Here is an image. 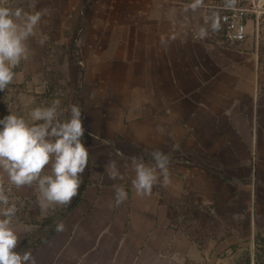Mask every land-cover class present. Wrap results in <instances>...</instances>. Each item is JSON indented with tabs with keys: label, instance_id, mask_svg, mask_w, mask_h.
I'll list each match as a JSON object with an SVG mask.
<instances>
[{
	"label": "crops",
	"instance_id": "crops-1",
	"mask_svg": "<svg viewBox=\"0 0 264 264\" xmlns=\"http://www.w3.org/2000/svg\"><path fill=\"white\" fill-rule=\"evenodd\" d=\"M219 1L0 0L48 10L0 104L12 108L17 90L26 121L32 105H46L31 78L54 47L47 33H57L63 55L82 57L65 107H81L89 149L67 206L42 208L38 182L18 188L0 169L27 205L26 219L12 222L15 251L30 250L36 264H264V17L248 15L246 40L229 42ZM157 149L170 157V182L137 195L130 158L152 163ZM110 161L123 179L109 178ZM116 186L127 192L119 205Z\"/></svg>",
	"mask_w": 264,
	"mask_h": 264
},
{
	"label": "clouds",
	"instance_id": "clouds-1",
	"mask_svg": "<svg viewBox=\"0 0 264 264\" xmlns=\"http://www.w3.org/2000/svg\"><path fill=\"white\" fill-rule=\"evenodd\" d=\"M200 3L201 0H196L192 7ZM47 13V9L30 14L19 7L13 10L0 6V92H4L12 83L14 68L22 59L28 58L26 41ZM60 105L61 101L56 99L50 106L35 108L30 113L31 121L14 114L0 119V169L18 188L38 182L41 194L39 203L44 209L50 204H71L78 195L82 174L89 160V149L82 142L86 130L81 107L73 104L70 117L61 119ZM151 157L152 163H145L143 157L130 158L135 171L132 185L137 195L151 194L157 183L170 182L169 155L157 149L151 153ZM48 166L51 167V174L42 175ZM107 168L110 179H123L115 161H110ZM126 198L124 188L116 186V204H121ZM0 205L6 206L0 209V264H36L30 250L23 253L15 251L20 240L12 223L16 208L14 205L8 206V196L2 189ZM63 230V223H58L56 231Z\"/></svg>",
	"mask_w": 264,
	"mask_h": 264
},
{
	"label": "rangeland",
	"instance_id": "rangeland-1",
	"mask_svg": "<svg viewBox=\"0 0 264 264\" xmlns=\"http://www.w3.org/2000/svg\"><path fill=\"white\" fill-rule=\"evenodd\" d=\"M87 6L83 7L80 10V17L83 16V14L86 11ZM261 18L264 17V15L260 16ZM47 35L49 36V43L52 44L54 47L53 49L49 50V53L47 55H44L41 57L40 61L38 62L43 66V70L39 73H32V90L34 91L33 95L35 96H46V106H50L52 102L56 99H59L61 101L60 109H61V119H68L70 117V110H67L65 107V103L67 100L71 98V90L70 86L72 85V82L78 78V80H82L83 78V66L80 65V62L82 61V57L79 55H75L71 52H68V56L63 55L65 51H70L67 48L59 49L57 48L58 45L60 46L59 41L57 40L58 34L51 31L48 32ZM69 47V43L67 44ZM37 63V62H36ZM75 65V66H74ZM78 66V70L76 67ZM40 83L45 86L44 88H40ZM1 96V92H0ZM10 98V97H9ZM14 99L16 101L15 105L11 108L9 105V108L5 109L3 103L0 104V119H3L6 115L14 114L19 117H21V106L18 102H20L19 93L17 90H15L14 93ZM33 100V104H34ZM64 104V105H63ZM38 106L31 107V112L37 108ZM2 108V109H1ZM9 112V113H8ZM88 144H95V140L87 139L86 141ZM0 189H2L5 193V195L8 196L9 205H14L16 208V214L13 218V221H22L26 219V208L27 205L25 201L20 199L16 192L8 188L6 185L2 184L0 182ZM3 207H6L5 205H0V209Z\"/></svg>",
	"mask_w": 264,
	"mask_h": 264
},
{
	"label": "built area",
	"instance_id": "built-area-1",
	"mask_svg": "<svg viewBox=\"0 0 264 264\" xmlns=\"http://www.w3.org/2000/svg\"><path fill=\"white\" fill-rule=\"evenodd\" d=\"M221 11L219 22L229 42H244L247 37L248 15L259 19L264 15V0H220L213 6ZM252 181L257 177V159L251 166Z\"/></svg>",
	"mask_w": 264,
	"mask_h": 264
}]
</instances>
